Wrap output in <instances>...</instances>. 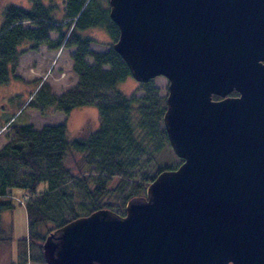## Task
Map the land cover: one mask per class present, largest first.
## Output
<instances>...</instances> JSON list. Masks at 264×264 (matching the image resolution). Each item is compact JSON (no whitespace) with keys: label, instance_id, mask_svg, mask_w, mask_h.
<instances>
[{"label":"water","instance_id":"water-1","mask_svg":"<svg viewBox=\"0 0 264 264\" xmlns=\"http://www.w3.org/2000/svg\"><path fill=\"white\" fill-rule=\"evenodd\" d=\"M108 4L130 76L168 81L162 122L181 162L124 215L50 232L45 264H264V0Z\"/></svg>","mask_w":264,"mask_h":264},{"label":"trees","instance_id":"trees-1","mask_svg":"<svg viewBox=\"0 0 264 264\" xmlns=\"http://www.w3.org/2000/svg\"><path fill=\"white\" fill-rule=\"evenodd\" d=\"M28 1V7L9 4L2 10L0 86L17 78L14 71L19 57L41 45L49 51L74 48L71 70L77 82L60 95L37 82L15 117L27 106L41 114L59 112L67 116L78 107L92 105L97 109L99 125L86 138L71 139L65 123L34 128L28 123H14V117L8 123L12 136L0 147V210H12L14 188L27 197V236L17 241V259L9 264H45L41 245L47 234L98 209L125 208L131 198L144 196L140 180L151 182L160 172L177 167L168 166V159L163 158L170 154L162 124L165 104L152 80L137 82L144 93L141 97L124 95L117 89L130 73L112 49L118 28L109 19V0ZM93 29L106 33L108 50L95 52L89 48L93 40L87 31ZM74 152L82 155L83 163L72 175L64 161ZM141 158L160 162L155 174L148 177L140 172L145 168ZM91 172L95 175H88ZM114 177L117 182L110 184ZM40 183L43 190L36 193ZM73 191L90 201L83 215L75 212ZM29 196L34 198L28 200ZM102 198L113 202L102 204Z\"/></svg>","mask_w":264,"mask_h":264},{"label":"rangeland","instance_id":"rangeland-1","mask_svg":"<svg viewBox=\"0 0 264 264\" xmlns=\"http://www.w3.org/2000/svg\"><path fill=\"white\" fill-rule=\"evenodd\" d=\"M16 4L23 7L29 6L28 0H0V23L2 21V10L6 5ZM87 35L93 40L89 45V48L95 52H103L109 49L110 40L106 33L102 29H93L87 31ZM51 37H55L51 34ZM74 48H64L54 51H49L44 45L39 46L34 51H28L19 57L16 69L14 71V76L17 78L11 79L8 84L0 86V147L5 144L12 133L8 123L12 121L14 117V123H28L34 128H40L43 125H54L65 123L68 131V135L71 139H81L89 136L91 132L97 129L99 125L98 112L95 106H82L74 109L69 115L65 116L59 112H50L46 114H41L38 110L32 107H25L22 112L17 115V113L25 106L24 100H26L31 92L34 90L37 82H43L48 85L50 92L55 95H60L66 90L72 88L77 82V76L72 72V61L70 56L73 54ZM90 64L92 60L90 58L86 59ZM153 85L157 89V95L159 98L163 99L165 104V97L167 95L168 81L164 77H156L152 80ZM33 89V90H32ZM117 89L124 95H133L135 97H141L144 93L142 87L137 84V82L130 76L124 82L117 84ZM29 99V98H28ZM163 124V122H162ZM169 157H163L168 159L166 164L168 166H178L181 160L174 155L169 147ZM146 158H141V163L144 165V169L140 172L144 176H151L156 173L157 165L156 162H146ZM82 155L80 153H70L65 157V167L68 168L69 172L73 175L76 174L78 168L82 166ZM85 169V167H81ZM87 175V174H86ZM88 175L94 176L95 173L91 172ZM140 178L139 176L135 178ZM117 182V178H112L110 184ZM142 185L144 194L146 188L150 182L139 181ZM44 184L40 183L36 187V193L43 190ZM73 191V204L75 212L79 215H83L87 212L90 207V201L83 198L82 194H76ZM24 192L20 189L14 188L12 190L11 197V218L10 223L12 225V232L10 242H12V249L17 253V241L24 239L27 236L26 228V216H25V198ZM34 196H29L28 200L33 199ZM107 201L113 202V199L102 198L100 203ZM113 205V203H111ZM111 210L119 215L125 213V208H111ZM9 212L3 215V218L8 219ZM51 227V225H49ZM3 232L5 229H2ZM44 229L41 233H44ZM48 235V234H47ZM10 244V243H9ZM3 245V244H0ZM2 246H0L1 248ZM4 250H0V264H2V259L7 253L5 247ZM6 252V253H5ZM8 255V254H7Z\"/></svg>","mask_w":264,"mask_h":264},{"label":"crops","instance_id":"crops-1","mask_svg":"<svg viewBox=\"0 0 264 264\" xmlns=\"http://www.w3.org/2000/svg\"><path fill=\"white\" fill-rule=\"evenodd\" d=\"M7 212H9L8 219H5L3 218V215ZM11 213H12L11 211H8L5 209L0 210V244H3L0 246L5 247V250L7 252V253L5 252L6 254L4 255V258L2 259V262H3L2 264H9L13 262L14 260L17 259V255H18V251L16 253L12 249H10L12 246V242L9 241L11 238V232H12V225L10 223ZM2 229H5V231L3 232ZM2 247L0 248V250H4Z\"/></svg>","mask_w":264,"mask_h":264}]
</instances>
